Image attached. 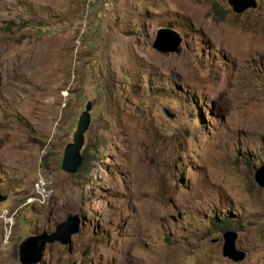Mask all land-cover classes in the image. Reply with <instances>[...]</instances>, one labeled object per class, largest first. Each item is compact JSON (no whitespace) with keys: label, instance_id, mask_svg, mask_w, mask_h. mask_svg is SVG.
I'll list each match as a JSON object with an SVG mask.
<instances>
[{"label":"rangeland","instance_id":"rangeland-1","mask_svg":"<svg viewBox=\"0 0 264 264\" xmlns=\"http://www.w3.org/2000/svg\"><path fill=\"white\" fill-rule=\"evenodd\" d=\"M0 0V264H264V0ZM159 28L179 51L152 47ZM75 174L61 169L78 116ZM30 199V201H28ZM235 231L245 258L222 255Z\"/></svg>","mask_w":264,"mask_h":264},{"label":"water","instance_id":"water-1","mask_svg":"<svg viewBox=\"0 0 264 264\" xmlns=\"http://www.w3.org/2000/svg\"><path fill=\"white\" fill-rule=\"evenodd\" d=\"M232 10L242 13L247 8H255L254 0H227ZM181 43L180 35L171 28H159L156 32L152 47L161 53L179 51ZM92 103L87 101L84 109L78 116L76 129L73 134L72 142L68 143L63 151L61 169L68 174H75L83 162L80 149L84 142V133L90 124V111ZM254 181L259 187H264V164L255 168ZM6 195L0 194V202L6 199ZM85 218L78 213L69 214L64 220L58 222L50 231L43 230L36 235L24 238L18 245V260L21 264H37L42 259L47 245L59 243L71 246L72 236L80 231L84 225ZM223 245L222 255L234 262H240L245 258V252L235 247L237 234L235 231L226 230L222 234ZM75 264V263H71Z\"/></svg>","mask_w":264,"mask_h":264},{"label":"trees","instance_id":"trees-1","mask_svg":"<svg viewBox=\"0 0 264 264\" xmlns=\"http://www.w3.org/2000/svg\"><path fill=\"white\" fill-rule=\"evenodd\" d=\"M82 157H83V162H84L85 158H84V156H82ZM83 162H82V163H83ZM81 169H82V164H81V166L78 168L77 172L80 171Z\"/></svg>","mask_w":264,"mask_h":264},{"label":"built area","instance_id":"built-area-1","mask_svg":"<svg viewBox=\"0 0 264 264\" xmlns=\"http://www.w3.org/2000/svg\"><path fill=\"white\" fill-rule=\"evenodd\" d=\"M28 201H30V199Z\"/></svg>","mask_w":264,"mask_h":264}]
</instances>
